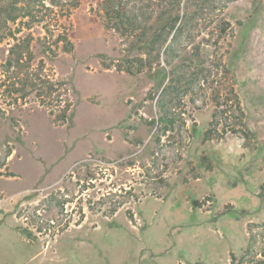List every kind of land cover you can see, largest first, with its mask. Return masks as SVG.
Returning a JSON list of instances; mask_svg holds the SVG:
<instances>
[{
  "label": "rangeland",
  "instance_id": "1",
  "mask_svg": "<svg viewBox=\"0 0 264 264\" xmlns=\"http://www.w3.org/2000/svg\"><path fill=\"white\" fill-rule=\"evenodd\" d=\"M102 2L0 0V63L29 42L72 103L0 94V264H264V0H137L179 15L151 54Z\"/></svg>",
  "mask_w": 264,
  "mask_h": 264
},
{
  "label": "trees",
  "instance_id": "2",
  "mask_svg": "<svg viewBox=\"0 0 264 264\" xmlns=\"http://www.w3.org/2000/svg\"><path fill=\"white\" fill-rule=\"evenodd\" d=\"M136 1L137 0H103L102 5L105 22L106 25L111 23L112 26L121 30L124 35L127 34L125 31L138 30L140 38L137 39L138 42L132 45V48L142 47L146 50L145 52L151 54L156 51V49H160L171 30L175 28L179 15H172L170 12L171 10L159 13L155 26L153 25L148 29V27L146 28L143 23L138 20L139 15L134 9ZM149 17L150 16L147 18ZM9 18L15 20L16 16L10 14ZM61 38L62 39L59 40H63L64 42L62 49L68 52L71 51L72 43L67 36L65 35ZM171 49L172 48H169V50ZM31 59L32 52L30 51L29 42L21 41L10 47L8 57L0 63V67L2 73L11 72L13 75L9 76L11 78H5L0 82V94L8 98L12 104H17L19 100L23 101L27 96L33 94L39 104L48 110L53 122L62 124L68 119V113L72 107V103L67 97V90L64 88V82L46 77L40 65H37L36 68H31L29 64ZM116 67L130 74L140 70V68L136 67V64L131 63L130 60H126L123 64H117ZM160 107L162 112L159 118L160 121L162 123L170 122L171 112L166 103L164 101L161 102ZM193 203L198 204V201L194 200ZM117 207L119 206H115L110 213H114ZM226 211H229V209ZM21 232L29 240L35 238L32 231L27 228H23Z\"/></svg>",
  "mask_w": 264,
  "mask_h": 264
}]
</instances>
